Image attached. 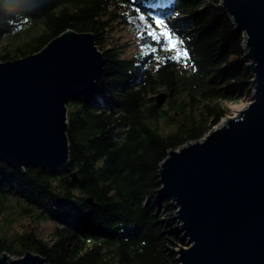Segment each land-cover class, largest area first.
<instances>
[{"label":"trees","instance_id":"1","mask_svg":"<svg viewBox=\"0 0 264 264\" xmlns=\"http://www.w3.org/2000/svg\"><path fill=\"white\" fill-rule=\"evenodd\" d=\"M220 1L0 0V61L38 52L71 28L94 33L106 60L96 89L67 103L69 164L18 171L0 160V255L177 264L176 249L188 244L158 190L159 163L209 133L230 114L227 103L250 96L243 33ZM133 17L151 32L138 28L142 48L128 53L113 32ZM166 32L183 44L170 47ZM163 91L169 95L160 105ZM18 216L54 229L18 231Z\"/></svg>","mask_w":264,"mask_h":264},{"label":"water","instance_id":"2","mask_svg":"<svg viewBox=\"0 0 264 264\" xmlns=\"http://www.w3.org/2000/svg\"><path fill=\"white\" fill-rule=\"evenodd\" d=\"M218 7L243 33L250 102L204 137L168 150L158 190L188 244L176 249L177 264H264V0ZM105 62L95 34L72 28L38 52L0 61V160L18 171L69 164L67 103L96 89ZM168 95L158 93V104ZM0 264L47 261L31 250L3 251Z\"/></svg>","mask_w":264,"mask_h":264},{"label":"rangeland","instance_id":"3","mask_svg":"<svg viewBox=\"0 0 264 264\" xmlns=\"http://www.w3.org/2000/svg\"><path fill=\"white\" fill-rule=\"evenodd\" d=\"M131 22H132V26L128 25L126 27L125 26L120 28L118 27L113 32V35L118 37L122 44H127L126 49L128 53H134L142 48V46L139 43L138 33L140 32V30H138V28H140L142 31L143 30L147 31L148 33L151 32V29L148 28L144 23H141L137 17H133ZM249 102H250V97L246 98L244 96H241L239 100L230 101L229 103H227L228 108L231 109L230 114L221 117L219 123L225 121L227 118H230L232 112H234V116H236L239 113V111L243 108V106H246ZM219 123L217 125H219ZM33 224L34 221L32 220V218H29L27 216L24 217L18 216L16 222L14 223V229H17L18 231H23L24 228H30V227L36 228L38 229L39 233L44 236L51 233V231L54 229L53 223L48 220L41 221L40 223L32 227Z\"/></svg>","mask_w":264,"mask_h":264},{"label":"snow or ice","instance_id":"4","mask_svg":"<svg viewBox=\"0 0 264 264\" xmlns=\"http://www.w3.org/2000/svg\"><path fill=\"white\" fill-rule=\"evenodd\" d=\"M157 24L162 25L163 21H157ZM162 35L168 40L169 46L170 47H175L176 42L178 41L180 44H183V41H179L178 38L176 40H173L171 38L172 34L170 32L162 33ZM179 55V53H178ZM184 55L187 56V50H184Z\"/></svg>","mask_w":264,"mask_h":264}]
</instances>
